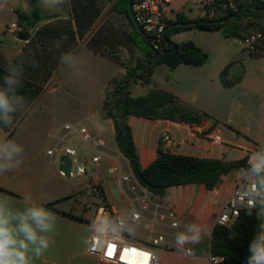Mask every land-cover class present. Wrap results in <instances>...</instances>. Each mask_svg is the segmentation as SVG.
I'll return each instance as SVG.
<instances>
[{"label":"crops","instance_id":"crops-1","mask_svg":"<svg viewBox=\"0 0 264 264\" xmlns=\"http://www.w3.org/2000/svg\"><path fill=\"white\" fill-rule=\"evenodd\" d=\"M169 1L170 21H175L178 15L190 20L199 17L194 5L196 0ZM119 2L120 0H106L102 4L100 0H75L76 14L73 12L72 0L56 10H44L39 6L41 21L26 40L18 37L21 27L16 12L20 10L11 7L10 10L15 14L14 21L11 24L4 22L0 29V75H3L9 62L27 59L39 63L38 68L27 67L24 73L23 94L29 98L30 112L17 117L15 128L0 130V138L15 139L25 148L23 164L12 172L0 174V193L7 194L15 201L31 194L37 203L51 209L58 218L59 234L56 243L37 264H104L88 253L89 243L85 245L82 242L89 235L86 232L87 226L99 216L97 209L83 205L90 187V178L93 183L94 178L87 176L68 185L64 180L65 176L58 169L63 149L67 146L74 147L75 144L67 143L71 131L64 130V126L69 124L52 130L41 123L46 119L44 111L41 121L31 116L33 106L38 104L47 89L56 91L64 85L63 78L69 70L60 65V54L65 51L74 52L81 57V66H84V62L92 61L102 66L105 71L101 75L94 74L99 69L92 67L91 74L88 73L86 78L82 77L76 82V86L85 88L86 92H83L90 95L83 100L82 113L86 124L78 122L71 126L76 129L83 126L92 136L104 140L102 151L106 163L110 161L109 157L116 159V151L123 157L115 142L113 122L105 118L102 107L110 82L125 75L128 68L144 57V52L133 40L135 26L130 14L127 16L117 6ZM30 9L29 3V10L20 12L29 13ZM12 24L17 28L10 29ZM61 33H67L68 40L58 43ZM171 40L177 45H183L191 41V37L187 32H179ZM130 59L132 63L127 65ZM225 66L223 64L210 68L208 62L199 67L181 64L174 70L167 68L169 71L163 73L162 83L154 80L157 75L156 68L146 88L141 83L130 87L132 95L145 89L141 95H133L135 97L145 96L153 89L170 92L183 105L211 117L198 125H191L128 116L127 124L143 168L157 158L159 139L165 131L175 141V146L170 149L172 153L198 158L236 161L247 158L253 148L264 144V68L254 73L245 68L241 82L228 88L219 80ZM236 89H242L240 98L228 99L226 91ZM248 96L253 98L255 105L258 104L257 116L252 121V127H235L229 119L221 116V112L228 110L231 114L232 110H236L238 114H242ZM218 122L223 124L227 132L217 126ZM75 132L81 139L78 132ZM216 138L220 141H216ZM49 151L53 154L49 155ZM79 151L87 159L92 156L85 144ZM237 172L235 170L223 176L212 191L202 184L169 187L163 197L155 196L147 190L148 195L144 202L137 200L136 194L140 192H131L128 186L124 187L122 182L113 178L112 181L119 185L120 203L115 205L109 197L107 200L117 217L131 212L140 214L136 230L123 234L127 242L149 246L154 238L160 235L164 237V243L157 250L160 264H211L212 232L221 210L239 185ZM124 174L134 176L129 163L128 172ZM105 193L110 194L106 190ZM51 203L53 207L49 206ZM173 222H177L176 228L172 227ZM189 224H197L203 231L199 244L184 246L191 252L187 255L176 243V234L185 230Z\"/></svg>","mask_w":264,"mask_h":264},{"label":"trees","instance_id":"trees-1","mask_svg":"<svg viewBox=\"0 0 264 264\" xmlns=\"http://www.w3.org/2000/svg\"><path fill=\"white\" fill-rule=\"evenodd\" d=\"M129 0H120L121 3H128ZM73 12L76 14L75 0H72ZM134 0H131V4ZM30 12L22 13L17 11L18 23L21 30L18 37L26 40L30 32L41 21V11L38 0H29ZM124 12L129 16L127 10ZM243 16L251 17L247 27L240 25L239 21ZM260 18L264 20V3L259 0H252L251 3L244 2L240 6L239 13L209 20L204 17L187 19L178 15L175 21H169L164 33L165 47L162 52H154L151 45V38L148 35L140 34L134 29V35L141 39V45L134 39L137 47L146 45L144 57L126 70L125 75L113 79L105 92V100L102 110L105 118L111 119L115 129V142L120 153L127 159L130 168L142 187L151 194L163 197L169 187L187 186L202 184L207 190L212 191L221 181L223 176L232 171L247 166V158L236 161L220 159L198 158L189 155L171 153L162 138L159 139L158 156L146 168L141 166L139 156L131 129L127 124L128 116H136L148 120H169L191 125H198L205 119H211L209 115L197 109H191L182 104L181 100L170 92L153 89L145 96L135 97L131 94L130 87L134 84H150L155 69L158 66H166L174 70L177 66L184 64L199 67L209 60L208 54L203 52L193 42L184 44V51L172 49L171 37L181 31L193 27L221 32L225 38H244L253 31L264 34V26L255 21ZM194 22L191 27L173 26L176 23ZM254 28L247 32V28ZM177 45V44H176ZM177 47H180L177 45ZM158 54L156 58L154 55ZM251 57H264V46L258 47L256 51H250ZM245 74V67L241 62L229 63L223 68L219 80L224 87H232L241 82ZM104 199H106L104 197ZM53 207V203L49 204ZM258 221L253 214L248 216L242 210L230 228L216 225L211 237V254L221 257L220 264H246L249 255V245L258 230Z\"/></svg>","mask_w":264,"mask_h":264},{"label":"clouds","instance_id":"clouds-1","mask_svg":"<svg viewBox=\"0 0 264 264\" xmlns=\"http://www.w3.org/2000/svg\"><path fill=\"white\" fill-rule=\"evenodd\" d=\"M8 2L0 0V11ZM69 3L70 0H38V6L45 10H56ZM67 40V33H61L58 43ZM59 63L74 75H82V59L74 52H62ZM27 67L35 69L39 63L27 59L9 62L0 75V130L15 128L17 117L31 110L29 98L23 94ZM24 153V146L15 139L0 138V174L18 169L23 164ZM237 178L238 199L243 202L246 214H254L260 221L248 248L246 264H264V144L248 153L247 166L238 170ZM57 220L56 214L37 203L31 194L15 201L0 193V264H37L42 261L56 243L59 234ZM137 226L135 212L118 217L103 214L87 226L89 235L82 242L87 245L91 236L97 243L112 246L113 241L121 239L125 232H134ZM202 231L201 226L189 224L185 230L177 232L176 243L181 247L199 244ZM149 255L146 254L144 264H147Z\"/></svg>","mask_w":264,"mask_h":264},{"label":"built area","instance_id":"built-area-1","mask_svg":"<svg viewBox=\"0 0 264 264\" xmlns=\"http://www.w3.org/2000/svg\"><path fill=\"white\" fill-rule=\"evenodd\" d=\"M264 3V0H259ZM251 3L252 0H196L194 3L196 10L199 12V17H204L209 20L220 19L239 13L242 3ZM133 16L141 27L143 34L151 38V45L154 52H162L164 43V33L168 22L170 21L171 10L169 0H134L131 4ZM17 26L12 24L10 29H16ZM240 44L249 51H256L258 47L264 46V34L259 31H253L244 38L240 39ZM75 129L83 144L92 152L90 160L84 157L83 153L72 146H67L61 152L62 156H68L71 159L72 165L70 170V178H84L92 176L94 183L98 182V176L101 173L102 163L105 161V155L102 148L105 146L104 140L92 136L85 127L80 126L74 128L71 125H65L64 130L71 131ZM165 142L167 149L175 146V141L167 131L160 136ZM216 141H220L216 138ZM171 152V151H170ZM172 153V152H171ZM49 155L53 152L49 151ZM63 174V173H62ZM107 174L116 178L120 182L128 183L131 192H140L137 200L144 202L147 198V189L142 187L135 176L126 175L122 172L119 166H109ZM64 175V174H63ZM240 192L239 185L233 191L232 195L227 200L224 208L221 210L216 225L230 228L242 210H245L244 204L238 199ZM145 204V203H144ZM145 207V205H144ZM98 215L108 214L114 217L115 213L108 205L100 206L97 209ZM137 214V220L140 219V214ZM173 219V216L170 215ZM227 224V226L225 225ZM173 228L177 227V222H173ZM165 239L162 235L154 238L149 246H142L135 243L127 242L123 236L119 240L112 242V246L106 243H97L90 237L87 251L89 254L96 256L104 264H144L146 254H150L147 259V264H160L157 250L164 243ZM181 247V246H180ZM182 251L189 255L191 252L183 247ZM223 261L221 257L211 255V264H220Z\"/></svg>","mask_w":264,"mask_h":264},{"label":"rangeland","instance_id":"rangeland-1","mask_svg":"<svg viewBox=\"0 0 264 264\" xmlns=\"http://www.w3.org/2000/svg\"><path fill=\"white\" fill-rule=\"evenodd\" d=\"M103 4L106 0H100ZM20 10V11H28L29 10V1L28 0H9L7 7L0 11V29L4 26V22L11 24L14 21L15 14L10 10V8ZM120 8L122 10H127L129 12L128 3H121ZM44 9V8H43ZM45 10V9H44ZM253 18L243 16L239 23L243 27H247L249 22H251ZM256 22L261 23L264 26V20L258 18L255 19ZM191 30V31H189ZM254 30V28H247V32ZM181 32H187V34L191 37V42H193L197 47H199L203 52L208 54V66L210 68H217L220 65L226 64V66L231 62H241L246 69H248L251 73L258 72L264 68V57L254 58L251 57L250 51L243 47L240 44L239 37H231L225 38L221 32L218 31H210L199 29L193 27L191 29H187ZM132 38L141 45V39L136 37L134 34ZM180 47L182 44H178ZM142 50H146V45H142ZM87 61V60H86ZM132 60L130 59L127 65H130ZM92 67L96 70L97 67L99 72L94 74H104V69L102 66H99L96 62L92 61L84 62V66H81L82 75L76 76L71 71L64 75V85L57 88L56 91L51 88L47 89L43 96L40 98L38 104L33 106L31 118H36L38 121H41L42 113L44 111L46 115V119L41 121L42 124L52 128V130H56L63 126L64 124L75 125L78 122L86 124L84 120L83 110L84 103L83 100L86 96H89L90 93L86 92L85 88L81 86H76V82L88 76V73H92ZM166 66H158L156 69L157 75L155 76V81H159L162 83L161 77L164 72H168ZM87 75V76H86ZM159 78V80H158ZM148 84H145L144 88H146ZM142 89L141 92H134L133 95H141L144 93L145 89ZM240 91H230L227 90L228 99L232 100L233 98H240ZM84 91V92H83ZM258 105V104H257ZM255 105L253 98L248 96V99L244 102L245 111L242 114H238L236 110H232L231 114H229L228 110L222 111L221 116L224 119H229L232 125L235 127L243 128V127H252V121L255 116H257L258 106ZM234 108H236L234 106ZM50 112V113H49ZM36 115V116H35ZM217 126L223 130V132H227L226 128L223 127V124L218 122ZM68 144H74V147L77 150L82 149V141L78 137L75 129L71 130V136L67 141ZM116 153V159H110L107 163L104 161L102 163L101 174L98 176V182L93 183L90 178V187L88 189L87 198L84 199L83 205L84 207H92L93 209H98L100 206L108 205L107 198L112 201L115 205L120 203L119 193V185L117 182L112 181L113 178L107 174V168L109 166H119L123 173L128 172V161L124 157H120V155ZM90 160V157L88 158ZM82 178H66L64 180L68 183V185L74 184V182L80 181ZM106 181V182H105ZM124 187L128 186V183L122 182ZM106 188V189H105ZM105 190L110 194H106ZM86 195V192H84ZM108 195V196H107ZM104 197L106 199H104Z\"/></svg>","mask_w":264,"mask_h":264},{"label":"water","instance_id":"water-1","mask_svg":"<svg viewBox=\"0 0 264 264\" xmlns=\"http://www.w3.org/2000/svg\"><path fill=\"white\" fill-rule=\"evenodd\" d=\"M128 7H129V14H130V17H131V19L133 21V24L135 26L136 31L143 35V31H142L141 27L138 25V23L136 22V20H135V18L133 16L132 9H131V0L128 1ZM194 24H195L194 22H185V23H176L173 26H177V27H191V26H194ZM171 46H172L173 51H177V50L184 51L185 50L184 46L177 47V45L175 43H173ZM157 56H158V54H155L154 58H156ZM71 165H72V162H71V159L68 156H62L59 159L58 169L68 179L70 178Z\"/></svg>","mask_w":264,"mask_h":264}]
</instances>
